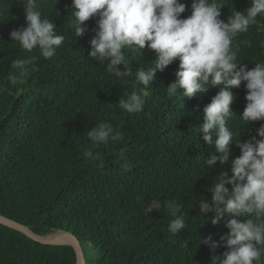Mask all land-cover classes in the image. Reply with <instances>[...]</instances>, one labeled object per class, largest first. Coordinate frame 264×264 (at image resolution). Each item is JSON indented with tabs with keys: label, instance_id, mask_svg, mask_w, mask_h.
Segmentation results:
<instances>
[{
	"label": "trees",
	"instance_id": "16d2710c",
	"mask_svg": "<svg viewBox=\"0 0 264 264\" xmlns=\"http://www.w3.org/2000/svg\"><path fill=\"white\" fill-rule=\"evenodd\" d=\"M184 2L181 18L191 14L192 0ZM221 2L225 22L232 9L250 6V0ZM26 4L0 0V215L40 236L74 234L86 264H219L214 258L227 249L212 250L203 240L211 236L218 242L231 217L212 225L213 213L204 216L199 206L201 200L211 202L208 189L220 172L231 175V161L240 150L233 143L226 164L207 167L215 148L203 141L199 129L204 106L220 89L209 86L195 98H170L166 87L176 78L178 60L157 71L149 87H133L135 71L155 62L147 47L124 50L133 75L117 79L107 63L88 55L98 17L85 22L83 37H75L72 0H38L42 19L52 20L65 40L52 58H44L38 48L28 52L10 39L13 30L26 26ZM257 19L264 24V16ZM262 42L264 32L256 25L239 34L234 41L238 62L249 70L264 62ZM17 59L28 63L13 67ZM133 91L145 104L143 111L129 114L117 103ZM232 92L236 99L227 126L236 140L259 139L264 121L247 125L240 119L244 84ZM100 122L111 123L123 139L92 148L103 156L95 161L84 152L91 147L87 130ZM172 200L181 203L186 223L176 235L168 230L172 217L166 204ZM154 201L159 210L150 220ZM76 263L72 247L43 245L0 224V264Z\"/></svg>",
	"mask_w": 264,
	"mask_h": 264
},
{
	"label": "clouds",
	"instance_id": "9594fccd",
	"mask_svg": "<svg viewBox=\"0 0 264 264\" xmlns=\"http://www.w3.org/2000/svg\"><path fill=\"white\" fill-rule=\"evenodd\" d=\"M222 8L221 0H192L191 14L181 18L186 12L184 0H72L71 27L75 37H83L87 31L85 22L98 17L89 58L107 63L106 70L120 80L133 75L125 49L138 52L147 47L154 52V64L135 71L133 87H149L157 71L163 72L178 60L176 78L166 87L170 98L181 94L195 98L209 86L220 89L203 108L204 122L199 132L205 143L214 145L216 153L205 160V165L212 168L218 161L226 164L233 143L240 155L231 161L230 176L220 172L212 181L208 189L211 202L200 201L204 216L213 213L209 218L212 225L231 217L225 224L228 232L218 242L209 236L203 243L212 250L221 246L227 249L222 257L214 258L219 264H264V123L257 129L259 139L244 142L236 140L227 126L230 106L236 99L232 89L242 83L247 94L240 119L247 125L264 121V62L249 70L238 62L239 48L234 47L235 38L248 32L250 26L256 25L258 32H264V24L257 19L264 16V0H250L244 11L232 9L227 22L221 19ZM24 12L26 26L13 30L11 41L28 52L38 48L44 58L54 57L65 37L57 34L52 20L42 19L38 0H27ZM26 63V59H17L12 65L23 68ZM125 95L117 103L120 109L129 114L143 111L145 100L139 91ZM87 137L91 147L84 156L102 161V154L91 149L119 142L123 134L115 131L111 123L100 122L87 130ZM149 207L159 210L156 201ZM166 208L172 217L168 230L176 235L186 228L182 205L172 200Z\"/></svg>",
	"mask_w": 264,
	"mask_h": 264
},
{
	"label": "water",
	"instance_id": "95a60500",
	"mask_svg": "<svg viewBox=\"0 0 264 264\" xmlns=\"http://www.w3.org/2000/svg\"><path fill=\"white\" fill-rule=\"evenodd\" d=\"M0 224L11 229H14L18 232H21L34 240L43 245H50V246H70L74 249L76 253L77 263L76 264H86V260L84 257V253L82 250L81 243L79 239L70 232H63L61 235L57 236L56 238H50L49 236H40L34 233L30 228L24 226L18 222L10 220L2 215H0Z\"/></svg>",
	"mask_w": 264,
	"mask_h": 264
},
{
	"label": "rangeland",
	"instance_id": "374dc122",
	"mask_svg": "<svg viewBox=\"0 0 264 264\" xmlns=\"http://www.w3.org/2000/svg\"><path fill=\"white\" fill-rule=\"evenodd\" d=\"M157 211H158V210H157ZM149 218H150V220H154V219L157 218V212H156L155 209H154V210H151V212H150V214H149ZM62 233H63V232H61V231H57V232H55L54 234L49 235V237H54V238H56L57 236L61 235Z\"/></svg>",
	"mask_w": 264,
	"mask_h": 264
},
{
	"label": "bare ground",
	"instance_id": "6f19581e",
	"mask_svg": "<svg viewBox=\"0 0 264 264\" xmlns=\"http://www.w3.org/2000/svg\"><path fill=\"white\" fill-rule=\"evenodd\" d=\"M50 238H54V237H50Z\"/></svg>",
	"mask_w": 264,
	"mask_h": 264
}]
</instances>
